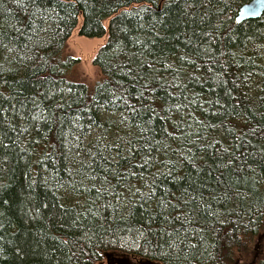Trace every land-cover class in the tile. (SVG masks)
Wrapping results in <instances>:
<instances>
[{
  "label": "trees",
  "instance_id": "trees-1",
  "mask_svg": "<svg viewBox=\"0 0 264 264\" xmlns=\"http://www.w3.org/2000/svg\"><path fill=\"white\" fill-rule=\"evenodd\" d=\"M247 1L0 0V264H235L264 240ZM80 16L107 35L92 88L64 75Z\"/></svg>",
  "mask_w": 264,
  "mask_h": 264
},
{
  "label": "rangeland",
  "instance_id": "rangeland-1",
  "mask_svg": "<svg viewBox=\"0 0 264 264\" xmlns=\"http://www.w3.org/2000/svg\"><path fill=\"white\" fill-rule=\"evenodd\" d=\"M82 22V16L71 37L67 42V46L62 54L64 61H74L68 63L65 70V78L73 82H82L92 88L101 76V71L95 65L94 59L99 48L107 41V35L102 37H87L79 33ZM107 23V22H106ZM105 137V135H104ZM261 239H254L253 242L245 243L239 248V257L235 264H257L262 252L263 246ZM104 264H107L105 260Z\"/></svg>",
  "mask_w": 264,
  "mask_h": 264
},
{
  "label": "water",
  "instance_id": "water-1",
  "mask_svg": "<svg viewBox=\"0 0 264 264\" xmlns=\"http://www.w3.org/2000/svg\"><path fill=\"white\" fill-rule=\"evenodd\" d=\"M264 13V0H249L244 3L238 10V14L236 16L237 22H241L243 20L249 18H258ZM149 260L140 261V264H150Z\"/></svg>",
  "mask_w": 264,
  "mask_h": 264
}]
</instances>
